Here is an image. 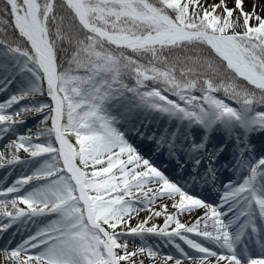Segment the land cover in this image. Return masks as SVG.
Returning <instances> with one entry per match:
<instances>
[{
  "label": "snow or ice",
  "instance_id": "6c2138e0",
  "mask_svg": "<svg viewBox=\"0 0 264 264\" xmlns=\"http://www.w3.org/2000/svg\"><path fill=\"white\" fill-rule=\"evenodd\" d=\"M2 5L0 92L15 91L0 100V140L14 137L0 151V168L36 166L0 187V197H12L0 199V217H8L0 232L17 221L41 225L0 249L3 264H264V155L239 160L242 182L230 181L220 203H209L144 158L118 127L140 115L174 124L157 143L170 154L180 144L193 162V184L205 159V176L215 182L210 165L223 146L209 152L207 145L217 129L235 138L241 157L254 152L249 137L264 132V15L255 3L251 11L244 0L233 7L227 0ZM28 117L42 119L35 132L20 134ZM200 211L190 225L181 222ZM160 217L162 225L153 222ZM150 236L181 259L161 257ZM253 238L261 247L255 257Z\"/></svg>",
  "mask_w": 264,
  "mask_h": 264
},
{
  "label": "rangeland",
  "instance_id": "374dc122",
  "mask_svg": "<svg viewBox=\"0 0 264 264\" xmlns=\"http://www.w3.org/2000/svg\"><path fill=\"white\" fill-rule=\"evenodd\" d=\"M213 0H211V2H212ZM228 3V6L229 7H232V5H231V3L230 2H227ZM253 5V3L252 2H250V7L249 8H247L246 7V5L244 4V9H245V11H251L252 10V5ZM256 10H257V12H258V8L256 7ZM3 78V77H2ZM127 83H129L130 85H131V83H132V81H130V80H127L126 81ZM15 91V85H13L11 88H9V90L7 91V92H5L4 93V96H3V98L4 99H7V96L6 95H8V96H10L13 92ZM130 95V94H129ZM42 100H44L45 102H48V100H49V98H47L46 96L45 97H42L41 98ZM234 105V104H233ZM259 110H264V108H261V109H259ZM144 116V115H143ZM143 116H142V119L139 121L140 123H138V127H135V128H133V127H128V135H129V137H131L132 139H130L129 140V142L130 143H132L133 144V146L134 147H136L137 148V150H138V152L142 155V156H146L147 154H148V152L149 151H151V144H157L158 146H160L161 147V149H162V151L163 152H165V153H168V151H169V146H168V144L167 143H164V144H158L157 143V141L159 140V138H160V136H156V139L155 140H151V139H149L148 137L149 136H152L151 134H148L149 132H147V133H144V131H141L140 130V132H142V133H144V136H143V138L141 137V135H138L137 133H136V128H140L141 127V122L143 121ZM28 119H29V121H28ZM40 119H42V117H36V118H33V117H28L27 118V123L25 124V125H23V126H20L19 127V129H18V131H19V133L20 134H24L28 129H31L33 132H35L36 131V129H37V125L39 124V121H40ZM160 121H161V119H159ZM166 121H168L167 119H163L161 122H155V127H157V125L159 126L160 125V128H161V126H162V129H164V127L165 126H168V127H171L172 128V130H175V125L174 124H171L169 121L168 122H166ZM118 127H120L121 128V130L123 131V129H125V126H124V128H123V126L122 125H118ZM154 127V128H155ZM161 130V129H160ZM163 131V130H162ZM218 133H223L222 132V130H219V129H217L216 130ZM202 133H201V131H197V133H196V142L197 141H199V138H200V135H201ZM224 134V133H223ZM182 135V134H181ZM14 137L13 136H11V135H9V136H7L5 139H3V140H0V151H4V145H6L7 143H8V141L10 140V139H13ZM128 138V137H127ZM129 139V138H128ZM148 139V140H147ZM152 142L151 144H149V142ZM220 142V141H219ZM135 143H143L144 145H134ZM146 143V144H145ZM178 146L179 147H181L180 146V144H178ZM139 147L140 148H142V150L145 152H143V151H141L140 149H139ZM214 147H219V143L218 144H215V146ZM6 155H7V153H6ZM19 155L21 156V158L22 159H28V154L27 153H24L23 152V150H21L20 151V153H19ZM177 160V159H176ZM21 167H23L24 168V170H23V172H17V171H15V166H5V167H3V168H0V187H8V186H11V184L13 183V181H15L16 180V178H18L20 175H22V174H24V175H27V174H31V170H32V168L34 167V165H32V166H25V165H20ZM180 171V170H179ZM247 173H244V175H246ZM188 175V174H187ZM244 175L242 176V180H243V177H244ZM242 182V181H241ZM191 184V183H190ZM225 185H221V184H217V185H215V187L213 186V189L215 190V192L213 193V194H211L209 197H208V201L207 202H209V203H215V204H217L216 202L218 201V199H217V194H216V192H219L220 190H219V188H222V187H224ZM190 192V191H189ZM190 194H192V195H195V196H197V197H199V198H202L200 195H197L196 193H194V192H190ZM6 198H12L11 197V194L8 196V197H6ZM1 199V198H0ZM9 199V200H10ZM203 199V198H202ZM20 207H25L24 205H19ZM163 218V217H162ZM158 220H161V218H158ZM0 223H8V218L7 217H0ZM27 224L28 223H26V224H23L22 223V225H26L27 226ZM39 226H41L39 223H37ZM37 224H33V223H31V222H29V229L30 228H33L34 226H36ZM134 225V224H133ZM12 226L9 228V229H7L6 230V233H4V237H2V238H7L8 239V241H10L13 237H11L10 238V234H9V232H11V230H12ZM13 232H15V230H13ZM1 235L2 234H0V237H1ZM190 236H192V238H195V239H197L198 241H200L201 240V238H199V237H195L193 234H189ZM5 240V239H4ZM130 240H131V238H130ZM176 242L177 243H180L181 244V246L184 248V250L186 251V252H188L190 255H193L192 254V251H194V250H192V249H190V248H188V246L187 245H185V244H183V242L182 241H180L178 238H177V240H176ZM135 243L136 244H139L140 243V241H139V239L138 238H136V241H135ZM147 243L148 244H150V245H153L155 248H156V250H158L159 251V254H160V256L161 257H163V256H165V255H172L174 258H176V259H181V254L177 251V249L175 248V247H173L172 245H168V244H166L165 243V241L164 240H162L161 238H159V237H154V236H150V237H148L147 238ZM13 245V244H12ZM183 262H185V263H189V261L188 260H183ZM146 264H151V262L150 261H148V260H146Z\"/></svg>",
  "mask_w": 264,
  "mask_h": 264
},
{
  "label": "bare ground",
  "instance_id": "6f19581e",
  "mask_svg": "<svg viewBox=\"0 0 264 264\" xmlns=\"http://www.w3.org/2000/svg\"><path fill=\"white\" fill-rule=\"evenodd\" d=\"M207 2L208 3H218L219 2V0H213L212 2H211V0H207ZM227 2H230L231 3V5H232V7L234 6V0H227ZM250 2H252V3H255L256 4V6H257V8H258V12H259V14L260 15H264V0H244V4L246 5V7L247 8H249L250 7ZM252 5V4H251ZM2 77H3V74L2 73H0V80L2 79ZM13 86V85H12ZM11 86V87H12ZM2 93H5V92H2ZM7 96V98L9 97L8 95H6ZM0 100H4V98H3V96H0ZM147 118H150L149 120L150 121H155L156 122V120H157V118H159V117H156V116H148ZM159 119H162V118H159ZM147 120V119H146ZM28 121H29V119H28ZM122 124H124L123 122H122ZM258 132V131H257ZM256 133V132H255ZM259 133V132H258ZM152 147V154H150L149 156L148 155H146L144 158H146V159H149L154 165H159V166H162V164H161V162H159L158 161V158H159V156L161 155V156H163V157H165V154L164 153H162V151H160L159 149H158V146L157 145H153V146H151ZM177 156H178V154H177ZM261 156V155H260ZM259 156V157H260ZM258 157V158H259ZM257 158V159H258ZM167 159V158H166ZM164 161H166V160H164ZM167 163H169V161H166ZM187 163V162H186ZM172 164V161L170 162V165L169 164H166L165 166H163V168H165V169H168L169 171H166L165 170V174L166 175H168V176H175V178L176 179H179V176L178 175H180V173H178L175 169H174V165L176 164V161L174 160L173 161V166L171 165ZM36 165H34V167H35ZM15 171H17V172H23V170H24V168L23 167H21L20 165H15ZM32 171V170H31ZM17 179V178H16ZM228 180H230V179H228ZM242 181V177H240L239 179H237V180H234L232 183H239V182H241ZM195 189H199V188H196L195 187ZM221 189V190H220ZM200 190V189H199ZM219 192H216V194L218 195L217 196V199H218V201L216 202L217 204H219L220 203V197L223 195V192L225 191V187H222V188H219ZM201 191H202V189H201ZM205 195H208V194H206L205 193ZM1 199H10V198H6V197H0ZM169 211H172V209H171V207H169ZM201 215H203V212L202 211H200V212H196V213H193L192 215H182L181 216V222H183V223H186V224H191V223H193L194 221H195V219H196V217L197 216H201ZM147 216V212H141L140 213V216H139V219H144L145 217ZM8 218V217H7ZM161 218V220H158V218H156L153 222L154 223H156L157 225H162L163 224V218L162 217H160ZM138 221L137 220H133V224L135 225V223H137ZM29 226L30 225H27V227L25 226V225H22V223H20L19 221H17L16 223H13L12 224V230H11V232H9V234L11 235L10 236V238L11 237H13L10 241H12V244L13 245H11L12 247H15L17 244H19L21 241H22V239H26L27 237H28V235H30V234H32V233H34L36 230H37V228L38 227H40L38 224L36 225V226H34L33 228H30L29 229ZM203 225H201V227H202ZM13 230H15V232H13ZM4 233H6V231H4V232H0V234H2L1 235V237H0V239L2 238V237H4ZM9 241H8V239L6 238L4 241H2V242H0V249H3L4 248V246L8 243ZM138 245V244H137ZM206 246H208V247H211L213 250H216V251H219V249L218 248H216V246L214 245V244H211V243H207L206 244ZM192 254L193 255H195L196 253L194 252V251H192ZM0 264H3V259H2V257H0ZM183 264H189V263H185V262H183ZM213 264H215V258H213Z\"/></svg>",
  "mask_w": 264,
  "mask_h": 264
},
{
  "label": "trees",
  "instance_id": "16d2710c",
  "mask_svg": "<svg viewBox=\"0 0 264 264\" xmlns=\"http://www.w3.org/2000/svg\"><path fill=\"white\" fill-rule=\"evenodd\" d=\"M3 5H2V0H0V7H2Z\"/></svg>",
  "mask_w": 264,
  "mask_h": 264
}]
</instances>
